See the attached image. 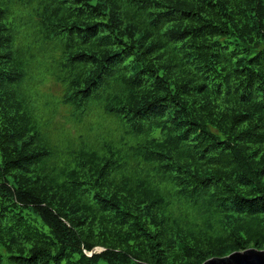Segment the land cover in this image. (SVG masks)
I'll return each mask as SVG.
<instances>
[{"label":"trees","instance_id":"obj_1","mask_svg":"<svg viewBox=\"0 0 264 264\" xmlns=\"http://www.w3.org/2000/svg\"><path fill=\"white\" fill-rule=\"evenodd\" d=\"M19 15L60 55L61 102L86 128L68 149L19 97ZM248 250L264 252V0H0V264Z\"/></svg>","mask_w":264,"mask_h":264},{"label":"rangeland","instance_id":"obj_2","mask_svg":"<svg viewBox=\"0 0 264 264\" xmlns=\"http://www.w3.org/2000/svg\"><path fill=\"white\" fill-rule=\"evenodd\" d=\"M29 22L30 17L22 15L14 20V24L20 28L17 43L32 47L30 50L33 55L31 70L22 80L19 97L46 137L53 144H57L59 150L68 149L73 144L69 142V137H76L83 127H76L74 122L72 123V118L66 112L68 105L61 102L62 90L56 82L60 57L57 49L39 41L33 42L32 38L27 37L24 30L31 31ZM96 117L98 119V114ZM94 118L88 123L89 125L92 122L96 123ZM106 125L107 129L112 126L110 122ZM85 129L83 128L82 131L85 132Z\"/></svg>","mask_w":264,"mask_h":264},{"label":"water","instance_id":"obj_3","mask_svg":"<svg viewBox=\"0 0 264 264\" xmlns=\"http://www.w3.org/2000/svg\"><path fill=\"white\" fill-rule=\"evenodd\" d=\"M204 264H264V252L254 250L237 252L231 257L207 261Z\"/></svg>","mask_w":264,"mask_h":264}]
</instances>
